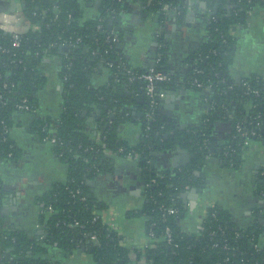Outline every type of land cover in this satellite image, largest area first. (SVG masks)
<instances>
[{"label": "trees", "instance_id": "obj_1", "mask_svg": "<svg viewBox=\"0 0 264 264\" xmlns=\"http://www.w3.org/2000/svg\"><path fill=\"white\" fill-rule=\"evenodd\" d=\"M83 1L91 2V7L95 8L91 16H86ZM125 1L100 0L97 4L95 0H22L23 13L32 23L39 24V28L23 33L20 47L13 45L10 31L0 28V162L17 160L21 156L12 137V129L19 113L33 114L40 107L39 93L48 80L45 60L58 55V46L62 43L73 47V54H59L62 56L59 76L64 84L63 111L58 117L35 118L28 129L41 140L57 138L53 149L67 161L68 178L64 183L54 184L39 199L43 213L48 207L54 210L46 221L47 213L41 215L45 223L41 236L30 237L12 228L0 215V253L4 257L0 258V264H61L51 259L48 254L50 247L75 253L83 246L87 249L92 247L89 252L95 264H129L132 261L133 255L123 243L122 235L108 227L97 213L96 210L104 205L97 200L88 181L96 178L111 163V155L126 157L130 149L139 154L140 165L149 167L152 153L161 150L163 143L174 144L177 137L164 139L170 127L159 114L151 129L146 131L148 99L141 82H130L127 75L115 70L116 65L108 68L102 62L104 58L118 60L122 57L130 64L119 45L111 48L106 41L109 21L116 27L119 17L113 13L124 8ZM152 1L149 10L162 20L160 5L157 0ZM179 1H182L181 11L186 10L183 3L188 0H164L176 8ZM203 1L206 2L204 20L209 40L194 55L199 61L192 69L189 86L202 91L211 85L209 93H205L209 112L199 129L178 138L192 154L187 165L163 173L146 171L143 176L147 202L142 213L146 216L147 234L152 240L144 249H137L136 257L144 258L147 264H264V248L260 244L264 232V176L261 175L263 181L260 184L263 205L255 208L247 225H237L230 212L218 205L208 209L198 233L185 232L180 222L179 214L183 210L181 195L187 186L193 185L195 170L206 161L210 149L206 147L205 138L212 144L211 130L216 119L225 118L229 113L234 117V126L240 122L248 129H255L260 135L252 139L264 141V77L252 74L240 82L231 81L230 77L236 55L232 29L255 5L264 7V0H233L236 7L230 15L224 8L225 0ZM184 14L178 18L182 19ZM207 17L211 20L206 21ZM99 24H102V29L98 28ZM119 34L122 36L120 31ZM79 36L81 40L77 41ZM105 49L109 53H105ZM94 50L97 54L93 53ZM159 51L163 55L158 69L168 71L166 45ZM102 65L108 68L110 76L105 84L98 86L94 84V74ZM195 68L201 72L194 74ZM194 77L201 86L190 84ZM170 82H159L158 90H169ZM23 97L29 99L30 110L18 109ZM93 114L94 129L96 133L100 132L99 139L92 136L94 129L91 130L89 125ZM129 120L139 121L142 125L144 135L137 145L124 141L119 134L121 125ZM257 121H260L261 128L256 125ZM243 142L234 130L233 141L226 143L230 145L232 161H229L233 164L238 163ZM121 148L124 151L121 152ZM77 188L81 192L73 196ZM3 192L0 179L1 200ZM170 205H175L180 212L167 214L164 207ZM76 220L80 225L72 226ZM168 227L172 230L173 244L165 236ZM92 235H97L98 243L91 240Z\"/></svg>", "mask_w": 264, "mask_h": 264}, {"label": "crops", "instance_id": "obj_2", "mask_svg": "<svg viewBox=\"0 0 264 264\" xmlns=\"http://www.w3.org/2000/svg\"><path fill=\"white\" fill-rule=\"evenodd\" d=\"M97 1L95 0L96 3ZM142 1L145 4L149 0ZM139 2L140 0L132 2L135 10H142L140 14L135 11L127 18L124 29L120 31L122 35L120 44L130 64L138 70H144L153 65L158 51L155 33L159 17ZM231 2L233 4L228 10ZM11 4L10 1L4 3L8 7ZM83 4L86 6V16L95 13L91 2L83 1ZM183 6L186 12L182 19L178 18L180 15L178 14L177 18L172 16L166 19L161 26L166 36V64L172 77L170 86L174 85L176 95L180 96L179 100L176 99V102H180L179 111L174 115L176 126L175 128L170 126L166 132H175L177 139L171 144L174 145V149L167 153H164L163 149L154 151L148 161L149 167L140 165L139 159L111 155V163L107 164L96 178L89 179L96 181L93 193L104 205L96 210L97 213L108 227L122 235L123 243L133 255L129 264H147L144 258L137 259L136 251L144 249L152 240L147 234L146 216L142 213L147 202L143 176L146 171L163 173L166 170L173 171L183 163L186 164L190 158V150L183 147L178 138L199 129L205 114L209 112L210 105L205 97L209 89L200 91L189 86L192 69L199 61L194 55L209 40L204 20L207 12L200 4L188 8L186 2ZM235 7L236 3L233 0L224 1V8L227 11L230 12ZM187 11L196 13L193 18L190 15L186 19ZM244 17L245 19L238 21L232 29V35L236 40V55L230 70L231 81H236L238 73L241 80L252 74L264 77V7L255 5ZM5 18L11 19L8 16ZM208 18L210 17H207L206 21ZM45 64L48 80L45 88L39 93V109L33 114L19 113L12 129V137L20 149L21 156L17 160L0 162V179L4 188L1 207L10 209V215H4L5 219L11 227L14 224L15 229L25 232L30 237L41 236L45 231V223L41 218L44 213L40 197L50 191L54 184L64 183L68 178L67 161L54 152L53 143L41 140L28 131L35 118L58 117L63 111L64 84L59 76L60 55L48 57ZM109 76L108 68L100 66L94 74V84L98 86L105 84ZM226 115L225 118L213 122L211 130L213 141L208 145L210 151L205 163L194 172V183L191 187L201 189L202 185H205V189L189 197V206L180 219L182 228L190 234L200 231L210 207L218 205L221 209L228 210L236 224L243 227L250 221L255 208L263 205L260 184L263 181L261 170L264 164V141L253 139L242 146L238 163L230 162L231 158L226 155V143L233 141L235 126L234 117L229 113ZM94 118V116L89 118L91 130L96 126ZM160 119L167 125L165 115H161ZM119 131L121 139L131 145H137L144 135L141 123L136 120L124 122ZM91 132L93 137L99 139L100 132L96 133L95 129ZM178 146L182 148L181 151L177 150ZM257 164L259 170L256 171ZM50 214L51 212H48L45 215V221ZM260 244L264 248V232L260 237ZM48 251L51 259L61 264H85L84 259H79V263L75 261L72 263L74 253L66 252L62 248L50 247ZM75 253L80 256L84 252ZM0 258H3L1 253ZM92 263H95L94 259Z\"/></svg>", "mask_w": 264, "mask_h": 264}, {"label": "built area", "instance_id": "obj_3", "mask_svg": "<svg viewBox=\"0 0 264 264\" xmlns=\"http://www.w3.org/2000/svg\"><path fill=\"white\" fill-rule=\"evenodd\" d=\"M6 1H10V3H11V0H0V6H5L4 3ZM15 1L17 4L15 10L11 11V6L8 7V5H7V6H5L8 9L7 11H0V28L4 29L6 31H10L13 35V45L15 47H20L22 34L29 31V30L38 29L39 24L32 23V21L29 18H27L26 15L23 13L22 0H15ZM157 2L160 5V9H161L162 14H163V19L159 20L158 28L156 29V33H155L158 51H157V54L155 56L153 65L144 69V70H138V69L134 68L128 62L124 61L122 59V57H119L118 60H110V59H106V58H104V60H102V62H104L108 66V68H109V66L115 67V65H116L115 70L118 72H123L125 75H127L130 82H132V81H140L141 82V88L144 91V95L148 99V109L146 110V113H145V119L147 121V124L145 125V128H144L146 131H149L151 129V124L156 119V115L159 113L158 109H159V106L161 104V99L165 98V96H166V91L158 90L157 84L161 81L171 80V78H172L171 73L169 71L164 70V69H162V70L158 69V65L162 61V55H163L159 51V49L163 48L166 45V36L164 35V32L161 29V26L164 24L165 20L169 18L172 10H176L177 8L173 7L169 3H165L164 0H157ZM152 3H153V1L149 0L146 5L150 6ZM7 13H13V18H11L9 20L6 19L5 16H7ZM208 20H211V19L208 18ZM98 28L102 29L103 28L102 24H99ZM106 32H107L106 41L109 43V46L111 48H113L114 46H118L120 41H121V36H120L119 32H116L113 29H109V28H108V30H106ZM80 40H81V36L77 37V41H80ZM63 45H70V44L62 43L58 46V48L63 46ZM70 46L72 47V45H70ZM93 53L97 54V51L94 50ZM105 53H109V50L105 49ZM64 54H70V53L66 52ZM200 72H201V69H199V68H195L193 70L194 74H198ZM190 84L191 85H199V86L202 85L196 77H194V79H192L190 81ZM209 87H211V85H209L206 88L209 89ZM255 93L258 94L259 91L255 90ZM31 108L32 107L29 104V99L27 97L21 98V101L18 104V109L19 110H30ZM35 111H36V109L33 110L32 112H35ZM256 125L258 126V128H261L260 121H257ZM163 127L164 126L162 125V128ZM235 135L243 138V141H244L243 146H244L253 140L252 137L258 136L260 134L257 130L248 129L244 124L238 122L235 125ZM46 140L51 141L53 144L58 142L57 138H55V137L48 138ZM205 143H206V147H208L209 140L207 138H205ZM120 151L122 152V151H124V149L121 148ZM61 154L63 155V153H61ZM11 155H12V153H9V156H11ZM226 155L228 157H230V155H231L230 145H227ZM126 157L134 158L137 160L140 158L139 154L136 153V151L134 149H130L126 154ZM261 175L264 176V164L262 166ZM80 192H81L80 188H77L74 191L73 196H76ZM1 204H2V200L0 199V205ZM164 210L166 211L167 214H178L180 212V210L175 205L165 206ZM53 211H54L53 208L48 207V209L44 213H48V212L52 213ZM42 212H43V210H42ZM78 225H80V222L78 220H76L72 223V226H78ZM165 236H166V239L168 240V242L173 244L172 230L169 227L166 228ZM91 240L95 243H98L97 235H92ZM175 246H178V245L175 244Z\"/></svg>", "mask_w": 264, "mask_h": 264}, {"label": "water", "instance_id": "obj_4", "mask_svg": "<svg viewBox=\"0 0 264 264\" xmlns=\"http://www.w3.org/2000/svg\"><path fill=\"white\" fill-rule=\"evenodd\" d=\"M132 2H133L132 0H126L125 1L124 8H122L119 11H117L116 13H113L114 16L117 15L119 17L118 20H117V23H116V26L117 27L115 28V23L114 22L109 21V24H108V28L109 29H113L114 31L119 32L122 29H124L123 26H125V23L127 22V18H130V15L133 12L136 11V13H138V14L141 13V10L142 9L141 10H135L134 7L132 6ZM200 2H201L200 0H188L187 1V7L190 8L191 6H194L196 4H200V6L202 7V9H206V2H201V3ZM11 3H12L11 4V11H13V10H15L17 4H16V1L15 0H11ZM99 3H100V1L98 0L97 1V4H99ZM139 3L140 4H144V2L142 0H140ZM146 4H147V2H145L144 5L146 6L147 9H149V5H146ZM181 4H182V1H179V7L176 10L173 11V16H175L176 18L178 17L177 16L178 14H181V13H185L186 12V10L181 11ZM227 8H228V10H230V4L228 5ZM7 10L8 9L6 7L0 6V11H7ZM194 13H196V12L195 11L194 12L187 11L186 19H188L189 18L188 16H190V15L193 18V16L195 15ZM228 14L230 15V12L229 11H228ZM241 19L242 20L245 19L244 15L241 17ZM128 31L129 30H126V32H128ZM118 48L120 50L122 49L121 48V44L118 46ZM66 52H69L70 54H73V50H72V47L70 45H63V46L59 47V49H58V53L59 54L64 55V53H66ZM60 59H62V56H60ZM240 80H241V75L238 73V75L236 77V81L237 82H240ZM184 92L185 91L183 90L182 93H184ZM176 99L179 100L180 99V96L178 97V95H176V88H175L174 85H172L171 90L166 94L165 98L161 99V104H160L159 109H158L159 116L165 115L167 117V120H168L167 125L169 127L171 126L173 128H175L176 123H177V121L174 120V115L177 114V112L179 111V108H180V102H176ZM181 127H183V125ZM164 136H165V138H164L165 140H168L170 137L172 139H174L176 137L175 132L165 133ZM161 147H162L164 153H167L172 148L174 149V145L172 146L171 144H166V143H163ZM181 149L182 148L180 146L177 147V150L178 151H181ZM219 151L221 152L222 149H220ZM189 156H190L189 161L186 164L183 163L182 166L187 165L190 162L191 157H192L191 152H189ZM257 170H259V165L258 164L256 166V171ZM198 174H199L198 171H196V175H198ZM88 184L91 186V191L93 192L94 191V187L96 185V181L95 180H89L88 181ZM203 189H205V185H202L201 189H199L197 187H191L190 185L187 186L185 192H183L182 195H181V199H182V202H183V204H182L183 210L179 214L180 218H182L184 216V210H186L188 208V206H189V197L193 193H194V195H196L198 192H200V191L202 192ZM0 215L2 217H5L4 215H10V209H8L5 206L4 207L2 206L0 208ZM12 227L15 228V225L13 224ZM13 249L14 248H12V250ZM91 250H92V247H90L89 249H87L85 246H83L80 250L77 251V253L78 254H82L83 252L91 251ZM2 259H4V257ZM2 264H5V263H2Z\"/></svg>", "mask_w": 264, "mask_h": 264}, {"label": "rangeland", "instance_id": "obj_5", "mask_svg": "<svg viewBox=\"0 0 264 264\" xmlns=\"http://www.w3.org/2000/svg\"><path fill=\"white\" fill-rule=\"evenodd\" d=\"M7 16H8L9 18H13V13H7ZM79 259H84V260H85V264H93V263H92V261H93V259H92V255H91V253H90L89 251L84 252V253H83L82 255H80V256H77L76 253H74V254L72 255V258H71L72 263H73V261H75L76 263H79V262H78ZM94 264H95V263H94Z\"/></svg>", "mask_w": 264, "mask_h": 264}, {"label": "flooded vegetation", "instance_id": "obj_6", "mask_svg": "<svg viewBox=\"0 0 264 264\" xmlns=\"http://www.w3.org/2000/svg\"><path fill=\"white\" fill-rule=\"evenodd\" d=\"M232 4H233V3L231 2V3H230V8H231ZM0 208H1V205H0Z\"/></svg>", "mask_w": 264, "mask_h": 264}]
</instances>
